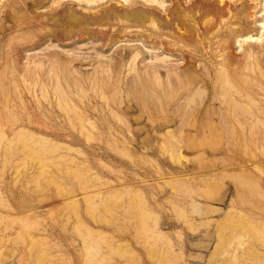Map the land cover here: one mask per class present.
I'll return each mask as SVG.
<instances>
[{
    "label": "rangeland",
    "instance_id": "1",
    "mask_svg": "<svg viewBox=\"0 0 264 264\" xmlns=\"http://www.w3.org/2000/svg\"><path fill=\"white\" fill-rule=\"evenodd\" d=\"M263 23L264 0H0V264H264Z\"/></svg>",
    "mask_w": 264,
    "mask_h": 264
},
{
    "label": "bare ground",
    "instance_id": "2",
    "mask_svg": "<svg viewBox=\"0 0 264 264\" xmlns=\"http://www.w3.org/2000/svg\"><path fill=\"white\" fill-rule=\"evenodd\" d=\"M264 24V23H263ZM81 36V35H80ZM74 38V37H73ZM156 58V57H155ZM161 59H162V57H160ZM164 58H166V57H164ZM163 58V59H164ZM156 59H158L159 60V58H156ZM167 59V58H166ZM168 60H169V58H168ZM164 61V60H163ZM190 62V61H189ZM186 64H187V62H186ZM192 64V63H191ZM222 65H223V67H226V68H228L229 66H230V62H228L227 64H225V63H221ZM192 66V65H191ZM181 69V68H180ZM222 70V72L224 73V79L226 80L225 82H227V79L229 78V73L230 72H228L227 71V69H225V68H223V69H221ZM221 72V71H220ZM52 73V72H51ZM210 75V74H209ZM213 75V74H212ZM206 76H208V73H206ZM177 77L180 79V85H176V88H174L175 90H176V93L175 94H177V95H179L180 93H179V88L180 87H183V88H185V89H187V90H190V93L188 94V98H187V100L185 101V102H187V104L188 105H190L191 103H195L196 105H197V110H196V112L198 111V112H202V110H200V108L198 107L199 106V104H197V101H195L196 100V96L198 95H200L201 96V94H203V91H201V89H199V88H196V89H194V87H187V85H190V86H193V84L194 83H197L198 82V77H199V75L198 74H195V72H192L191 70H189V69H186L185 71H183V72H180V73H177ZM201 80L203 81V83H205V85L207 84V80L203 77V76H201ZM133 81V80H132ZM227 83H229V82H227ZM229 84H231V83H229ZM158 85V87H160L162 84H161V82L159 81V83L157 84ZM178 92V93H177ZM239 93H240V95L239 96H241V92L240 91H238ZM157 94H158V96H161V95H159L160 94V92L158 93L157 92ZM195 94H197L195 97H194V95ZM234 94V93H233ZM236 94H237V92H236ZM102 97V96H101ZM104 97V96H103ZM202 98V99H201ZM200 99H201V102L202 101H204V96L203 97H201ZM230 102L233 104V105H229V103H228V105H229V107H230V109H220V112L221 113H218V112H216V114L218 115V120L222 123V124H225V129H227V132H229V131H233V129H234V124L232 123V122H230L229 121V119H228V114L226 113L227 111H228V113L229 112H231V110L233 109V110H235V112H233V110H232V112L233 113H231L232 114V119H233V117H234V119L235 120H237V121H239V115H238V112L242 109V111L244 110L243 109V105L241 106L238 102H239V99H236V98H234V99H231L230 100ZM60 104V103H59ZM245 106V105H244ZM238 108H240V109H238ZM190 109H192V110H194L193 108H191L190 107ZM243 113H245V114H247V112L246 111H243ZM214 115H215V112L213 113ZM244 114V115H245ZM249 115H250V113H249ZM248 115V116H249ZM113 116V115H112ZM251 116V115H250ZM81 119V118H80ZM228 120V121H227ZM237 124H239L238 122H236ZM204 124H206V125H204ZM212 122H208L207 120H206V122H203L201 125H199V124H196V125H193L192 127L193 128H195V129H199V130H201V131H205L206 129H208V130H210V132H212L213 130H218L219 128H214L213 126H212ZM262 125H264V123L262 124ZM241 126H242V128L243 129H245L244 128V125H241V123L239 124V127L241 128ZM251 126H253V125H251ZM263 127V126H262ZM241 128V129H242ZM253 127H250V129L249 130H251ZM84 130H86L85 128H84ZM21 131V130H20ZM19 131V132H20ZM242 131H244V130H242ZM0 135H2V134H0ZM4 136V135H3ZM3 136H2V138L0 139V140H2V139H5V138H3ZM7 137V136H6ZM18 143H20L19 141H17ZM24 142V141H23ZM0 143H1V141H0ZM13 145V144H12ZM22 146H23V144H21ZM24 147V146H23ZM22 147V148H23ZM15 148H17V147H15Z\"/></svg>",
    "mask_w": 264,
    "mask_h": 264
}]
</instances>
